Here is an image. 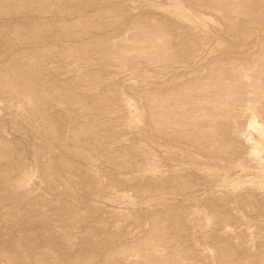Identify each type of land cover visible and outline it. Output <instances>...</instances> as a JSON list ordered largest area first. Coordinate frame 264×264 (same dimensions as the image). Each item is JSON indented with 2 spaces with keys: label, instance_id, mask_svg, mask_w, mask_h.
I'll list each match as a JSON object with an SVG mask.
<instances>
[{
  "label": "rangeland",
  "instance_id": "1",
  "mask_svg": "<svg viewBox=\"0 0 264 264\" xmlns=\"http://www.w3.org/2000/svg\"><path fill=\"white\" fill-rule=\"evenodd\" d=\"M0 264H264V0H0Z\"/></svg>",
  "mask_w": 264,
  "mask_h": 264
},
{
  "label": "bare ground",
  "instance_id": "2",
  "mask_svg": "<svg viewBox=\"0 0 264 264\" xmlns=\"http://www.w3.org/2000/svg\"><path fill=\"white\" fill-rule=\"evenodd\" d=\"M254 167H255V165H254Z\"/></svg>",
  "mask_w": 264,
  "mask_h": 264
}]
</instances>
